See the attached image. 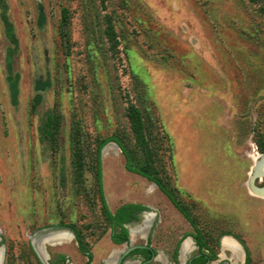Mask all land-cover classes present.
Masks as SVG:
<instances>
[{"label": "rangeland", "instance_id": "374dc122", "mask_svg": "<svg viewBox=\"0 0 264 264\" xmlns=\"http://www.w3.org/2000/svg\"><path fill=\"white\" fill-rule=\"evenodd\" d=\"M110 137L136 171L110 142L119 152L101 150L102 192L97 149ZM263 141L264 0H0V264H39L31 244L58 232L70 237L43 243L44 264H86L80 245L115 264L124 247L104 203L147 206L132 244L152 228L151 264H172L165 255L193 229L138 170L221 253L220 235L247 236L246 173Z\"/></svg>", "mask_w": 264, "mask_h": 264}, {"label": "flooded vegetation", "instance_id": "af4514ba", "mask_svg": "<svg viewBox=\"0 0 264 264\" xmlns=\"http://www.w3.org/2000/svg\"><path fill=\"white\" fill-rule=\"evenodd\" d=\"M255 144H256V149L255 148L253 149V151H255V154L251 155V157L253 158V161L252 162L250 161L251 164L249 166L248 172L246 173L248 176L247 181H248L249 188H250V177H251L253 168L256 166V162L260 161L262 157L264 159V141H263V149L261 150H260L259 145L257 143ZM263 168H264V165H263ZM255 188L257 189L264 188V176H258L253 181V187L250 189V193L248 191L249 195L252 198H250L251 200L249 202L248 209H247L248 213L246 215L247 216L246 218L247 222H246V228H245L246 230H244L242 226L240 227V229L242 232H248V233H251L250 232L252 231L251 229H254V230L260 229L259 231L264 233V197L254 194L252 189L255 190ZM118 208L116 209V211L118 210ZM144 213L145 211L136 212L134 213V215H136L139 219L140 216ZM253 217H259V219L256 220V219H253ZM186 220L188 224L191 225L193 231L192 232L184 231L181 235H179V239L176 242V245L174 247L172 254L165 255L166 261L171 262L172 264H182V263L183 264L184 263L185 264H264V249L260 250V248L256 246L258 245V241L256 242V240L259 239L258 237L255 239V241H253L254 238L251 239L250 237H248V233H247V236H241L239 233H231V232L222 234L220 235L218 240H216L219 244V248H221V253H219V252H215L212 248H210L211 246H209L207 239L205 238V234L202 232H198L197 229L192 224V222L189 221L188 219ZM137 221L138 220H135V219L131 220L129 222L124 223V226L130 232V229H131L130 225ZM259 221L262 222L260 228L256 225V223H258ZM151 230L152 228H150L148 230V233L146 234V243L140 244V245H146L150 248L149 249L137 248L131 251L123 259L121 264H151L152 262L157 260L159 256V254L157 253L159 248L154 243L151 242ZM71 232H73L74 238L77 240V235L75 231L71 229ZM121 233H122L121 227L114 229L113 226L111 225L110 239H111V242L115 246H119L121 244L115 243L112 239V236L115 234L120 237ZM198 234L200 235L202 244H200L199 240L196 238ZM225 237H231L238 244L239 249H240V255H239L238 260L232 261L230 256L226 257L222 255L223 240ZM129 238H130V234H129ZM189 239L191 240V243L193 245L192 251H190L189 254L186 255L188 258H185L184 262H182L181 261V249H182L183 243ZM3 243H4V239L1 238L0 247L3 245ZM31 246L35 252V255L37 256L38 261L40 260L39 264L41 262L44 264L43 258L39 256L40 254L38 255L39 252L38 253L36 252L38 250L34 249L35 245L33 246V244H31ZM176 251L178 252L177 257H175ZM82 254L85 257H87L86 264H107V263H99V262L93 263V255L90 251L82 252ZM1 255H2V252L0 253V259H1ZM45 255L47 256L46 252H45ZM48 256L50 259L52 258L50 253H48ZM60 256L61 255L56 257V259L53 261L52 264H55V262ZM116 260H117V257L115 259V264H116ZM67 263H68V260L66 259L65 263H60V264H67Z\"/></svg>", "mask_w": 264, "mask_h": 264}, {"label": "trees", "instance_id": "16d2710c", "mask_svg": "<svg viewBox=\"0 0 264 264\" xmlns=\"http://www.w3.org/2000/svg\"><path fill=\"white\" fill-rule=\"evenodd\" d=\"M61 22H62V27L65 28L67 26V23H68V9H66V8L62 9V20H61ZM62 35L64 36L63 32H62ZM129 113H130V119H131L132 124H133L134 132H136L138 135L141 134L143 131V127H144L143 113H142L141 109L137 108L135 106H131ZM49 134L51 135L52 132H49ZM110 142H115L123 150L122 153L126 157L127 169L129 171H133V172L136 171V169L134 168V166L131 163L130 156L127 154L124 147L122 146V144L117 139L110 137V138L103 140V142H101V144L99 145V147L97 149L98 155H99V158H98L99 187H100V190L102 192H103V186H102V170H101L100 153H101V150L104 148V146L108 145ZM138 172L140 174H142L143 176H145L146 178H148L149 181H152L154 184H156L161 189V191L169 198V200L172 202V204L183 214V216L186 219H188L189 221H191L189 214L185 211V209H183L180 206L178 201L169 192V190H167V188H165L156 179L152 178L148 173L140 172L139 170H138ZM103 206L105 207V210L108 212V216L110 218V223L113 226V228L114 229H117L118 227L122 228V233H121L120 237L115 235V234L112 236L113 241L117 244L129 242V230L124 226V223L129 222V221L134 220V219L138 220V217L136 215H134V213L148 210L147 206H145L143 204L127 203V204L120 206L116 212L112 213L111 210L109 209V206L107 203H104ZM74 231L77 235V240H78V237H79L78 232L76 231V229H74ZM196 238L199 240V243L202 244V241H201L199 234ZM80 251L85 252L87 250H85V248L82 245H80ZM177 255H178V252L176 251L175 257H177ZM66 259L67 258L65 257V255H61L57 259L55 264L65 263Z\"/></svg>", "mask_w": 264, "mask_h": 264}, {"label": "bare ground", "instance_id": "6f19581e", "mask_svg": "<svg viewBox=\"0 0 264 264\" xmlns=\"http://www.w3.org/2000/svg\"><path fill=\"white\" fill-rule=\"evenodd\" d=\"M115 153L116 155L118 154L119 150L118 147L112 143L110 145H106V148H104V152H103V156H107L110 153ZM263 156V155H262ZM152 188H154V184H152ZM152 216V214H150ZM153 217V216H152ZM151 217H149L150 219ZM148 219V220H149ZM149 222H145V225H147ZM137 229H131V234L132 237H134L137 234ZM68 237H70L69 235H67L66 233H55V234H50L49 236H47L43 241H37L34 240V245L36 247V249L38 250L37 252H39L40 256L45 259L47 258V256L45 255L44 249H43V243L45 242V240H49V239H58V240H67ZM40 238V237H39ZM38 238V239H39ZM43 238V237H42ZM223 246L224 247H228V248H232L235 251L240 252L239 246L236 243L235 240H233L231 237H225L223 240ZM192 243L191 240H187L183 243L182 249H181V261L184 262L185 258H188L186 255L189 254V252L192 250ZM119 253L118 250H114L111 254V258L108 260V262H111L113 257L116 256ZM46 261V260H45ZM183 264V263H182ZM185 264V263H184Z\"/></svg>", "mask_w": 264, "mask_h": 264}, {"label": "water", "instance_id": "95a60500", "mask_svg": "<svg viewBox=\"0 0 264 264\" xmlns=\"http://www.w3.org/2000/svg\"><path fill=\"white\" fill-rule=\"evenodd\" d=\"M106 147V146H105ZM104 147V148H105ZM264 159L262 157V159L260 161L256 162V166L253 168L252 170V174L250 177V189L253 187V181L258 177V176H264ZM152 184H154L152 181H150ZM252 191L254 192V194L258 195V196H262L264 197V188L262 189H257L255 188V190L252 189ZM130 234V238H129V242L123 243L119 246L124 247L121 252L117 255V260H116V264H121V262L123 261V259L133 250L137 249V248H146L149 249L150 247L146 246V245H140V244H132V236H131V230L129 232ZM1 248V247H0ZM36 249V248H35ZM45 261V260H43Z\"/></svg>", "mask_w": 264, "mask_h": 264}, {"label": "crops", "instance_id": "0c3cea01", "mask_svg": "<svg viewBox=\"0 0 264 264\" xmlns=\"http://www.w3.org/2000/svg\"><path fill=\"white\" fill-rule=\"evenodd\" d=\"M154 187H156V185H155V184H154ZM156 188H157V187H156ZM125 204H127V203H125ZM122 205H124V204H122ZM122 205H121V206H122Z\"/></svg>", "mask_w": 264, "mask_h": 264}]
</instances>
